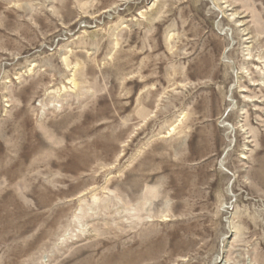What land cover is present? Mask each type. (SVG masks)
I'll return each instance as SVG.
<instances>
[{
  "label": "rangeland",
  "instance_id": "1",
  "mask_svg": "<svg viewBox=\"0 0 264 264\" xmlns=\"http://www.w3.org/2000/svg\"><path fill=\"white\" fill-rule=\"evenodd\" d=\"M263 67L264 0H0V264H264Z\"/></svg>",
  "mask_w": 264,
  "mask_h": 264
},
{
  "label": "bare ground",
  "instance_id": "2",
  "mask_svg": "<svg viewBox=\"0 0 264 264\" xmlns=\"http://www.w3.org/2000/svg\"><path fill=\"white\" fill-rule=\"evenodd\" d=\"M223 3V2H222ZM232 11V10H231ZM230 15V14H229ZM240 15V14H239ZM232 17V16H231ZM246 26V25H245ZM261 35V34H260ZM243 41V40H242ZM67 60V59H66ZM250 67V66H249ZM264 68V67H263ZM260 75V74H259ZM260 79V78H259ZM256 84V83H255ZM261 85H263L264 86V72L261 74ZM262 93H263V95H262V97L261 98H263L262 99V101H261V103H263L264 102V90L262 91ZM247 94H248V92H247ZM256 96V95H255ZM260 98V97H259ZM260 98V99H261ZM246 99H247V97H246ZM250 99H251V97H250ZM260 99H258L259 101H260ZM247 100H249V99H247ZM252 100V99H251ZM255 101V100H254ZM259 103V102H258ZM255 106V105H254ZM114 141V140H113ZM116 144V143H115ZM126 208V207H125ZM126 210V209H125ZM88 213V212H87ZM80 220H82V219H80ZM81 222V221H80ZM84 222V221H83ZM82 224V223H81ZM84 225V224H83ZM86 225V224H85ZM90 229V228H89ZM83 231H84V229H83ZM78 232V231H77ZM69 235V234H68ZM223 264H226V263H223Z\"/></svg>",
  "mask_w": 264,
  "mask_h": 264
}]
</instances>
